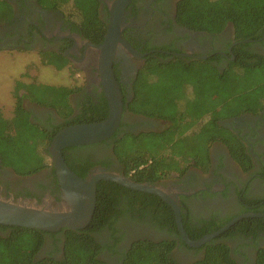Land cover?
Returning <instances> with one entry per match:
<instances>
[{
  "label": "trees",
  "instance_id": "trees-1",
  "mask_svg": "<svg viewBox=\"0 0 264 264\" xmlns=\"http://www.w3.org/2000/svg\"><path fill=\"white\" fill-rule=\"evenodd\" d=\"M38 2L43 8L62 11L86 39L93 43L103 41L107 22L100 17L101 0ZM12 15L11 4L0 0V23L10 20ZM176 21L185 28L211 34L220 33L231 24L237 39L258 40L264 35V0H181L177 4ZM236 54V61L223 71L202 60L186 62L176 58L161 62L150 58L147 61L134 84L129 110L166 119L170 125L162 132L126 133L116 141L114 153L126 166L127 175L134 172V181L155 183L170 175L181 176L190 166L206 170L210 146L226 134L219 122L263 106L264 57ZM54 56L51 53L44 56L43 66L54 65L57 72L68 66L69 61L63 54H59L58 59ZM23 88L27 98L54 107L63 115L71 111L68 97L77 89L38 82ZM17 97L11 117L6 118L0 110V168H9L18 176L26 177L52 167L48 147L59 129L50 132L32 123L29 112L23 108L22 97ZM106 115L107 111L105 114L90 112L89 119H73L66 125L93 123ZM229 136L231 155L246 171L250 170L252 161L246 148L234 136ZM78 148H67L63 154L70 168L85 177L87 170L73 167L67 159V152ZM124 193L137 196L132 199L134 213L140 216L151 210L159 230L180 238L174 211L158 197L115 182L99 183L93 218L83 230L62 229L55 233L0 225V230H8L0 234V264H109L98 255L102 248L91 233L102 228V220L107 221L117 212L116 204ZM262 202H256L254 212L264 213ZM188 215L182 212V221L193 240L220 229L232 219L190 226ZM257 230H264V218H246L219 238L243 231L255 234ZM57 234L64 237L63 254L59 257H54L52 252L40 255L46 237L55 239L53 244L56 245ZM175 246L176 238L139 239L122 255V264H179L172 254ZM205 249L203 258L192 264H237L230 247L223 242L212 241ZM256 264H264V249L259 250Z\"/></svg>",
  "mask_w": 264,
  "mask_h": 264
},
{
  "label": "flooded vegetation",
  "instance_id": "flooded-vegetation-1",
  "mask_svg": "<svg viewBox=\"0 0 264 264\" xmlns=\"http://www.w3.org/2000/svg\"><path fill=\"white\" fill-rule=\"evenodd\" d=\"M7 1L12 6L13 15L10 20L0 23V50L35 53L41 65L48 53L55 55V59H58L59 54H63L69 61L65 69L81 73L73 76L76 83L72 87L77 89L68 97L71 111L69 109L66 115L49 105L32 101L27 97L23 99V108L29 112L31 122L52 132L69 126L66 125L67 121L73 119L85 121L90 112L105 114L107 111L104 118L106 119L109 114V103L100 80L99 53L91 45H99L103 41L93 43L86 39L62 11L43 8L38 0ZM113 1L101 0L100 17L107 23ZM180 1L131 0L128 4L123 17L122 37L136 53L119 44L113 63L123 102L120 125L110 138L96 144L77 146L78 149L67 152V159L73 167L87 170L85 177L82 178L88 177L94 171L105 170L133 179L134 172L127 175L126 166L114 153L116 141L126 133L138 135L162 132L169 127L170 123L166 119L147 117L130 111L128 107L134 97L133 89L139 72L150 58H156L161 62H169L176 58L186 62L202 60L223 71L230 63L236 61L238 57L236 53L264 57V35L258 40H239L231 24L217 34L194 31L181 26L176 21L177 4ZM44 65L57 70L54 65ZM219 124L226 130V134L210 146V162L206 170L190 166L181 176L174 174L150 183L176 201L181 216L182 212L189 214L187 221L190 226H204L206 223L228 218H232L231 221L243 214L260 213L254 212L256 202L264 203V104L259 109L255 108L222 119ZM228 134L234 136L246 148L252 161L250 170L246 171L231 155L227 143L228 137L231 136ZM106 182L114 181L101 179L97 186ZM0 193L6 198L28 199L40 203L44 199H50L54 203L61 202L63 194L53 167H47L27 177L18 176L13 170L1 167ZM144 193L158 197L173 210L170 203L160 195ZM133 196L130 193L121 194L116 204L117 212L108 217L107 221L102 220V228L91 233L102 248L99 255L109 264H122V255L139 239L176 238L172 254L179 264H192L203 258L206 245L212 241L228 245L237 264H256L259 250L264 249V230H257L255 234L243 231L219 238L231 231L241 220L264 216L243 217L219 236L194 248L181 236L170 237L166 230H159L151 210L140 216L134 213ZM6 232L8 230H0L2 235ZM56 239L55 245L53 244L55 239L47 236L40 255L52 252L54 257L61 256L64 237L57 234Z\"/></svg>",
  "mask_w": 264,
  "mask_h": 264
},
{
  "label": "water",
  "instance_id": "water-1",
  "mask_svg": "<svg viewBox=\"0 0 264 264\" xmlns=\"http://www.w3.org/2000/svg\"><path fill=\"white\" fill-rule=\"evenodd\" d=\"M131 0H114L110 7L105 38L99 45L91 44L99 53V74L109 114L106 119L93 123H79L61 128L48 147L58 184L62 191L61 202L44 199L41 203L28 199H11L0 193V225L59 232L62 229L83 230L93 218L96 208L97 182L101 179L117 182L127 188L160 195L173 208L180 236L190 247H200L219 236L243 217H263L264 213L240 215L218 231L193 240L187 234L180 207L159 187L150 183H139L133 179L105 170L92 172L82 178L67 164L63 151L70 147L96 144L110 138L120 125L123 102L119 83L115 77L113 63L119 44L136 53L122 37V23Z\"/></svg>",
  "mask_w": 264,
  "mask_h": 264
},
{
  "label": "rangeland",
  "instance_id": "rangeland-1",
  "mask_svg": "<svg viewBox=\"0 0 264 264\" xmlns=\"http://www.w3.org/2000/svg\"><path fill=\"white\" fill-rule=\"evenodd\" d=\"M74 74L81 75L77 71L63 69L57 72L41 65L39 57L32 52L0 50V110L6 118L11 117L19 83L74 86Z\"/></svg>",
  "mask_w": 264,
  "mask_h": 264
},
{
  "label": "crops",
  "instance_id": "crops-1",
  "mask_svg": "<svg viewBox=\"0 0 264 264\" xmlns=\"http://www.w3.org/2000/svg\"><path fill=\"white\" fill-rule=\"evenodd\" d=\"M42 77H44L43 75H42ZM26 85V83L25 84H21V83H19V86H18V88H19V90L17 91L16 90V93H15V96H16V98H18L17 96H20V97H22V101H23V99H25L26 98V96H25V91L23 90L24 88H23V86H25ZM17 101H18V99H17ZM17 103V102H16ZM15 103V104H16ZM14 107H15V105H14ZM14 110V109H13ZM2 112V111H1ZM12 114H13V112H12ZM12 114H11V116H12ZM16 174V173H15Z\"/></svg>",
  "mask_w": 264,
  "mask_h": 264
}]
</instances>
